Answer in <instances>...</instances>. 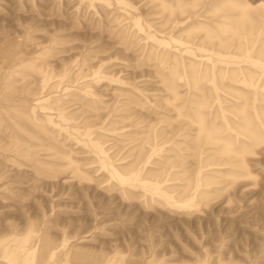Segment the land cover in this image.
Listing matches in <instances>:
<instances>
[{"label":"rangeland","instance_id":"rangeland-1","mask_svg":"<svg viewBox=\"0 0 264 264\" xmlns=\"http://www.w3.org/2000/svg\"><path fill=\"white\" fill-rule=\"evenodd\" d=\"M0 264H264V0H0Z\"/></svg>","mask_w":264,"mask_h":264}]
</instances>
